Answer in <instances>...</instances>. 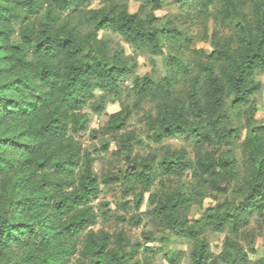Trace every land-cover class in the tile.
<instances>
[{
    "label": "clouds",
    "instance_id": "obj_1",
    "mask_svg": "<svg viewBox=\"0 0 264 264\" xmlns=\"http://www.w3.org/2000/svg\"><path fill=\"white\" fill-rule=\"evenodd\" d=\"M6 11L0 136L45 165L0 147L32 180L0 204V262L264 264V0Z\"/></svg>",
    "mask_w": 264,
    "mask_h": 264
},
{
    "label": "trees",
    "instance_id": "obj_2",
    "mask_svg": "<svg viewBox=\"0 0 264 264\" xmlns=\"http://www.w3.org/2000/svg\"><path fill=\"white\" fill-rule=\"evenodd\" d=\"M8 0H6V3ZM14 13L10 12H5V14L0 15V21L8 23L12 17L14 16ZM8 30L0 29V36H3L5 39L9 38L5 33ZM45 39H48V37H45ZM43 42H38V46L41 45ZM13 49L18 48V45H11ZM14 79H19V77H14ZM10 83V81H9ZM4 85H0V88H3ZM10 91H16V89H6ZM11 99V98H7ZM5 109H7V105L4 106ZM16 114L10 111H6L5 118L8 116H15ZM58 117H52L51 121L57 120ZM48 125H45L47 127ZM17 135L23 137L25 135V131H19L17 132ZM38 136V133L33 132L30 138H35ZM11 141V143H9ZM0 147L11 149L16 152L24 153L28 156H32L35 158L34 162L37 164L38 167H44L45 165V160L42 159L39 155L38 152L39 150H31L32 146L29 144H26L23 139L20 140H13L11 136H0ZM0 160H4L5 163L3 166H0V178L2 174L4 173H9V172H14V178L9 182V185L7 188H4L3 186L0 185V204L3 203L6 199H9L12 197L14 194H17V189H25L28 185L32 183L31 179H28L27 177L21 175L22 171L24 168H26L28 165L26 163H17L15 161L9 160L5 156H0ZM43 187V185H41ZM31 198V197H29ZM72 223H78L79 221L77 220H72ZM55 241L49 242L47 247L52 246L50 250H46L51 253L54 251L53 245L55 244ZM53 259H56V257H53Z\"/></svg>",
    "mask_w": 264,
    "mask_h": 264
},
{
    "label": "rangeland",
    "instance_id": "obj_3",
    "mask_svg": "<svg viewBox=\"0 0 264 264\" xmlns=\"http://www.w3.org/2000/svg\"><path fill=\"white\" fill-rule=\"evenodd\" d=\"M2 22V21H0ZM2 23H6V22H2ZM14 178V172H9V173H4L2 174L1 178H0V185L3 186L4 188H7L9 185V182ZM17 194L19 192L24 191V189H17ZM52 248V246H49L46 248V250H50ZM0 264H3V262H0Z\"/></svg>",
    "mask_w": 264,
    "mask_h": 264
}]
</instances>
